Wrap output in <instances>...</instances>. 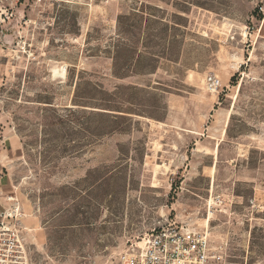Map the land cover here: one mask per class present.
Here are the masks:
<instances>
[{"label":"rangeland","instance_id":"1","mask_svg":"<svg viewBox=\"0 0 264 264\" xmlns=\"http://www.w3.org/2000/svg\"><path fill=\"white\" fill-rule=\"evenodd\" d=\"M168 222L264 264V0H0L18 261L120 264Z\"/></svg>","mask_w":264,"mask_h":264},{"label":"built area","instance_id":"2","mask_svg":"<svg viewBox=\"0 0 264 264\" xmlns=\"http://www.w3.org/2000/svg\"><path fill=\"white\" fill-rule=\"evenodd\" d=\"M207 82L211 89L220 84L212 76ZM7 230L1 234L4 236L0 235V264H25L18 261L23 256L17 255L22 251L17 233ZM221 258L222 254L215 252L210 244L207 229L168 222L153 228L141 242L124 252L120 264H214Z\"/></svg>","mask_w":264,"mask_h":264}]
</instances>
